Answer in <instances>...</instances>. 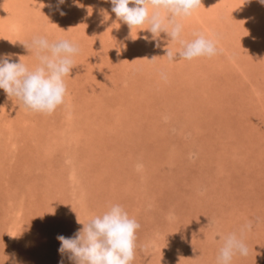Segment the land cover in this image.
I'll return each instance as SVG.
<instances>
[{
	"label": "rangeland",
	"instance_id": "rangeland-1",
	"mask_svg": "<svg viewBox=\"0 0 264 264\" xmlns=\"http://www.w3.org/2000/svg\"><path fill=\"white\" fill-rule=\"evenodd\" d=\"M216 2L208 1L197 16L178 18L179 40L162 32L152 44L143 39L150 33L147 24L127 29L118 40L111 26L103 29L93 23L82 0L69 4L70 14L60 20L54 17L60 32L68 35L66 40L80 49L64 78L73 99L69 106L65 99L66 105L41 114L20 111V102L9 97L18 106L9 110L11 118L5 115L9 126L7 122L1 126L11 134L5 131L0 136V147L8 142L13 154H0V264H12V251L18 264H74L67 253L58 252L57 236H74L83 223L111 204H120L140 225L132 264H216L223 237L240 235L249 221L253 226L242 238L252 255L244 259L264 264V4L260 0H225L222 6ZM142 32L147 33L142 42L149 43L155 58L157 49L164 56L166 46L177 54L175 62L167 64L172 71L168 79L165 67L164 76L153 77L148 84L139 71H126L123 66L117 44L134 42ZM194 33L214 37L217 54L180 59L181 41L190 42ZM27 46L20 62L33 70L39 61ZM174 72H180V78L195 77V86L180 90ZM110 73L119 76L106 84L103 80ZM131 75L134 84L127 81ZM91 92L93 100L83 98ZM24 111L32 122L27 128L22 127ZM67 113L74 123L71 136L58 143L48 140L47 131L56 133L59 126L68 134ZM35 123L51 127L38 134L32 132ZM48 142L54 143V153L45 149ZM71 171L90 187L91 197L77 200L80 194L70 183ZM110 190L115 197L108 196ZM38 216L41 221L35 219ZM16 219L19 231L8 240L3 230ZM181 249L187 255L180 254ZM163 257L167 258L162 263ZM242 257L235 255L234 263Z\"/></svg>",
	"mask_w": 264,
	"mask_h": 264
},
{
	"label": "clouds",
	"instance_id": "clouds-1",
	"mask_svg": "<svg viewBox=\"0 0 264 264\" xmlns=\"http://www.w3.org/2000/svg\"><path fill=\"white\" fill-rule=\"evenodd\" d=\"M65 0H57L61 5ZM111 11L127 26L140 28L147 24L151 37L148 42L156 41L161 32L171 40H179L182 25L178 18H187L202 6L201 0H110ZM78 3V0H74ZM264 4V0H260ZM132 5L131 7L129 5ZM51 7V5H45ZM151 9V13L149 12ZM64 15L63 11L60 12ZM194 39L182 43L178 53L180 59L211 58L217 54L215 38L202 33H194ZM159 47V42H156ZM35 53L39 63L33 69L11 59L12 54L0 55V89L8 97L16 98L27 111L51 114L64 103L67 87L64 81L73 68V57L79 54V47L68 40L49 42L44 37H34L27 46ZM177 54L166 51L169 63H174ZM78 222V220H77ZM79 223V222H78ZM81 224V223H80ZM82 229L72 237L57 236L60 243L58 252L68 254L74 264H132L136 251V232L139 223L130 218L120 204H111L100 215L93 216ZM249 221L240 230L223 237L216 264H231L235 255L247 256L248 248L243 241V232L251 230ZM12 264H18L12 254ZM7 258V257H6Z\"/></svg>",
	"mask_w": 264,
	"mask_h": 264
},
{
	"label": "bare ground",
	"instance_id": "bare-ground-1",
	"mask_svg": "<svg viewBox=\"0 0 264 264\" xmlns=\"http://www.w3.org/2000/svg\"><path fill=\"white\" fill-rule=\"evenodd\" d=\"M210 0H201L202 6L206 9L207 7V2ZM217 1V2H216ZM83 3H85V5H88V10L89 13L91 15L90 18L94 19V24L98 23V26H102V28H108L111 26V29L114 31L115 34L118 35V40L121 39L122 37H125V33L127 29H130L128 26L126 25H120V23L122 22L121 20H118L117 17L115 16V14L111 11L112 9V4L110 2V0H82ZM215 2L217 3V5H221L222 3H225V0H215ZM205 3V4H204ZM220 3V4H219ZM69 4H73L74 5V0H65V2L61 5H57V0H0V55L3 54H12L11 55V59L13 61L17 60H24L25 59V54L26 51H23V47L32 41V39L34 37H43L44 35H46V38H49V42H55L57 40H66V36L64 33L62 34L59 30V28L55 25L56 21L53 20L54 17H56V19H59V17L61 16L60 12L63 11L64 15L70 14L71 10ZM45 5H51V7L49 6H45ZM69 6V8H68ZM130 7L132 6L131 4L129 5ZM201 6V7H202ZM222 6V5H221ZM201 7L199 9H197L195 12L192 13L191 16H197L199 10H201ZM73 9V8H72ZM151 9H149V12L151 13ZM232 11H228L229 15H232L231 13ZM92 13V14H91ZM203 14L205 15H209L211 14V11L209 12V14L207 12H203ZM94 15H96L97 19L94 17ZM53 16V17H52ZM110 18V19H109ZM61 19V18H60ZM59 19V20H60ZM92 19V20H93ZM109 19V20H108ZM115 20V23L113 24ZM200 20V19H199ZM121 21V22H120ZM250 23V22H249ZM114 25V26H113ZM217 25V24H216ZM253 25V24H252ZM56 27V28H55ZM55 28V29H53ZM142 28V27H141ZM218 28V27H216ZM80 29V28H79ZM255 29V28H254ZM63 30V29H61ZM218 30V29H217ZM98 31V30H97ZM143 31V30H142ZM223 31V30H222ZM72 32V31H71ZM219 32V31H218ZM62 35H61V34ZM67 33V31H66ZM69 33V32H68ZM112 33V32H111ZM162 33V32H161ZM70 34V33H69ZM73 34V33H72ZM76 34V33H74ZM113 34V33H112ZM147 33H140V37L137 36V38L135 39L134 42L132 41H121L117 44V52L119 54L122 53V55H120L121 61L123 62V66L126 67V71H130L133 68L136 69V71L138 72L137 74H139L140 76L146 77V79H144V81H146L145 83H150L151 79L153 77H157V79H160V77L164 76L163 72L165 71L164 67H167V64L169 63L167 60V57H164L166 55V51L167 50H171V48L167 47L163 49V52H165L164 56L161 55V53L158 51V49L156 50L157 55L159 57H154L153 52L150 48L149 43L152 44V42L147 43H143L142 42V36L145 35ZM146 36V35H145ZM147 36H151V34H147ZM33 37V38H32ZM163 37V36H162ZM87 38V37H86ZM107 38V37H106ZM89 39V38H88ZM185 39V38H184ZM93 40V39H91ZM113 40V39H111ZM176 41V40H175ZM93 42V41H92ZM96 42V41H95ZM132 42V43H131ZM173 42V41H171ZM27 43V44H26ZM165 43L164 40L161 41V44ZM95 44V43H94ZM97 44V43H96ZM243 44V43H242ZM100 45V44H98ZM181 45V44H180ZM94 46V45H93ZM99 47V46H98ZM233 47V46H232ZM102 48V47H101ZM165 50V51H164ZM90 53V52H89ZM24 55V56H23ZM91 55V54H90ZM122 56V57H121ZM261 57L264 58V54H261ZM91 58V57H90ZM124 59V60H122ZM91 60V59H90ZM103 60V59H102ZM176 60V58H175ZM196 61V60H195ZM197 63V62H196ZM115 64V63H114ZM36 65V63H35ZM94 65V64H93ZM130 65V67H129ZM169 65V64H168ZM199 65V64H197ZM201 66V64H200ZM92 67V66H91ZM103 67V66H102ZM117 67V66H115ZM121 67V66H120ZM109 68H111L109 66ZM182 68V67H181ZM222 68V66H221ZM94 69V68H93ZM99 69V68H98ZM167 69V73L165 74L164 78H167V75L172 72L170 70L169 72V68ZM228 69V68H227ZM95 70V69H94ZM90 72V71H89ZM95 72V71H94ZM97 72V71H96ZM95 72V74H96ZM119 72V71H118ZM184 72V71H183ZM234 72V71H233ZM239 72V71H238ZM76 73V72H75ZM98 73V72H97ZM128 73V72H127ZM175 73V79L177 78L180 84L179 89L183 90L185 89V91L188 89L187 87L190 86H195L194 85V78L195 77H187L185 76L184 78H180L182 76V74L180 72H174ZM236 73V72H235ZM99 74V73H98ZM123 74V73H122ZM204 74V73H203ZM89 75V74H88ZM100 75V74H99ZM114 73H110L107 78L105 80H103L106 84L112 83L111 82V78H115ZM254 75V74H253ZM119 76V75H118ZM125 76V75H124ZM173 76V75H172ZM93 77V76H92ZM101 77V76H100ZM205 77V75H204ZM214 77V76H212ZM102 78V77H101ZM170 79H173V77H169ZM103 79V78H102ZM123 79V78H122ZM130 80L129 81L131 84H134V82H136L135 78H133V76L131 75L129 77ZM173 79V80H175ZM135 80V81H134ZM78 81V80H76ZM119 81V80H118ZM141 81V79H140ZM155 82V81H154ZM162 82V81H161ZM95 83V82H94ZM100 83V82H99ZM144 83V82H143ZM187 83V84H186ZM256 83V82H255ZM102 84V83H101ZM186 84V85H185ZM151 85V84H150ZM153 85V83H152ZM96 86V85H95ZM261 86V85H260ZM100 87L104 88L102 85H100ZM116 88V87H115ZM121 89V88H120ZM154 89V88H153ZM156 89V88H155ZM69 90H67V95L65 96L66 98V104H65V99H64V103L66 106H69L72 103V97L71 95H69ZM157 90V89H156ZM100 91V90H99ZM98 91V92H99ZM191 91V90H190ZM203 91V90H202ZM85 92V91H84ZM96 92V91H95ZM106 92V91H105ZM145 92V91H144ZM156 92V91H155ZM183 92V91H182ZM97 93V92H96ZM104 93V92H103ZM142 93V92H141ZM157 93V92H156ZM214 93V92H213ZM145 94V93H144ZM186 94V93H185ZM191 99H193L192 95H189ZM93 93H88L86 95H83L84 99L87 100H93ZM164 97V96H163ZM155 98V97H154ZM159 98V97H158ZM187 98V97H186ZM147 101V99H146ZM161 101V100H160ZM166 101V100H165ZM208 101V100H207ZM97 106L98 104L101 105L102 101H96ZM135 102V101H134ZM209 102V101H208ZM93 103V102H92ZM138 103V102H137ZM147 103V102H146ZM172 103V102H171ZM159 104V103H158ZM162 104V103H161ZM199 104V102L197 103ZM221 104V103H220ZM219 104V105H220ZM156 105V103H155ZM243 105V104H242ZM18 106V103L15 102L14 100H10L9 97L7 96V94L4 92L3 89H0V136L2 134H4V132L6 130H8V128L5 130L3 128H1V126H5V122H9L8 119L5 120V118H11L12 117V113L9 111L12 108H15ZM221 106V105H220ZM163 107V106H161ZM96 108V107H95ZM94 108V109H95ZM209 108V107H208ZM249 108V107H248ZM58 109V108H57ZM61 109V108H60ZM100 109V108H99ZM177 109V108H176ZM182 109V108H181ZM251 109V108H250ZM24 110V107L20 109V111ZM221 110V109H220ZM238 110V109H237ZM264 110V109H263ZM262 110V111H263ZM164 111V110H163ZM217 111V110H216ZM80 112V111H79ZM107 112V111H106ZM220 112V111H219ZM234 112V110H233ZM244 112V111H243ZM252 112V111H251ZM23 113V112H22ZM124 113V112H123ZM207 113V112H206ZM238 113V112H237ZM256 113V112H255ZM25 116L21 117L22 123L26 124L25 126L22 127H26L29 126L30 124H32L31 120H29L25 114V111L23 113ZM22 114V115H23ZM29 114V113H28ZM139 114V113H138ZM161 114V112H160ZM6 115V117H5ZM21 115V116H22ZM68 115V122L70 123V125L67 127L68 130V134L65 132V129L62 126H59V129L56 131L55 130H48L51 126L48 125V128L42 127V125H38V123L33 124L32 126V132H36L38 134L45 133L44 130H48L46 134V136L48 137V140L53 141L55 139V143H58L60 139H66L65 135H70L71 134V129L73 126V120L71 117V113H67ZM169 115V114H168ZM222 115V114H221ZM250 115V114H249ZM30 116V115H29ZM39 116V115H38ZM170 116V115H169ZM218 116V115H217ZM226 117V116H225ZM251 117V116H250ZM254 117V116H253ZM256 117V116H255ZM105 118V117H104ZM223 118V117H222ZM61 119V118H60ZM135 120V119H134ZM148 120V119H147ZM146 120V122H147ZM173 120V119H171ZM225 120V119H224ZM227 120V119H226ZM19 121V120H18ZM17 121V122H18ZM213 121V120H212ZM253 121V120H252ZM7 122V126H9ZM144 122V121H143ZM149 122V121H148ZM147 122V123H148ZM242 122V121H241ZM53 123V122H52ZM145 123V122H144ZM146 123V124H147ZM13 124V123H11ZM18 124V123H17ZM54 124V123H53ZM178 124V123H177ZM251 124V123H250ZM260 124V123H259ZM110 125V123H109ZM235 125V124H234ZM21 127V128H22ZM218 127V126H217ZM18 128V127H16ZM3 129V130H2ZM23 129V128H22ZM219 130V128H218ZM264 130V129H263ZM3 131V133H2ZM10 132V133H9ZM88 132V131H87ZM5 133L11 134V131L9 130L8 132L6 131ZM21 134V133H20ZM123 135V134H122ZM3 136V135H2ZM12 136V135H11ZM51 136V137H50ZM62 136V137H61ZM65 138H64V137ZM71 136V135H70ZM109 136V135H108ZM214 136V135H213ZM212 136V137H213ZM222 136V135H221ZM131 137V135H130ZM140 137V136H139ZM252 137V136H251ZM10 138V137H9ZM14 138V137H13ZM28 138V137H27ZM38 139L39 136L37 137ZM142 138V137H141ZM1 139V138H0ZM8 139V138H7ZM113 139V138H112ZM140 139V138H139ZM203 139V137H202ZM243 139V138H242ZM247 139V138H246ZM9 140V139H8ZM29 140V139H27ZM60 140V141H62ZM119 140V139H118ZM141 140V139H140ZM57 141V142H56ZM229 142V141H228ZM8 144V142H6ZM6 143L2 142V148L0 149V154H6L7 156L13 154V152L11 151L9 144L7 145ZM62 143V142H61ZM145 143V142H144ZM216 143V142H215ZM214 143V144H215ZM253 143V142H252ZM19 144V142H18ZM81 144V143H80ZM97 144V143H96ZM134 144V143H133ZM208 144V141H207ZM257 144V143H256ZM54 143L51 144V142H48L47 146H45V149L48 151H51V153H54V151H52V148H55ZM56 146V145H55ZM19 147V146H18ZM149 147V146H148ZM166 147V146H164ZM202 147V146H201ZM254 147V146H253ZM88 148V147H87ZM116 149V148H115ZM119 149V148H118ZM148 150V148H146ZM171 151V148H169ZM203 149V148H201ZM226 149V148H225ZM16 150V149H15ZM100 150V148H99ZM8 151V152H7ZM214 151V150H213ZM257 151V150H256ZM117 152V151H116ZM94 153V152H93ZM119 153V152H118ZM123 153V152H122ZM220 153V152H219ZM43 154V153H42ZM212 154V153H211ZM237 154V153H236ZM47 155V154H46ZM119 155V154H118ZM177 155V154H176ZM214 155V154H213ZM120 156V155H119ZM203 156V154H202ZM150 157V156H149ZM184 157V156H183ZM218 157V156H217ZM220 157V155H219ZM227 157V156H226ZM237 157V156H236ZM215 158V157H214ZM2 159V158H1ZM7 159L9 160V158L7 157ZM218 159V158H217ZM21 160V159H20ZM169 160V159H168ZM219 160V159H218ZM232 163V160H230ZM2 162V161H1ZM207 162V161H206ZM209 163V162H208ZM221 163V162H220ZM227 163V162H226ZM11 165V164H10ZM217 165V164H216ZM77 166V165H76ZM224 167V165H223ZM223 169V168H222ZM3 170V169H2ZM206 170V169H205ZM231 170V169H230ZM1 171V170H0ZM203 171V170H202ZM258 171V170H257ZM82 173V171H80ZM256 172V171H255ZM3 173V172H2ZM9 173V172H8ZM85 173V172H84ZM129 173V172H128ZM207 175V174H206ZM2 178L1 180L4 179V176L1 175ZM6 176V175H5ZM212 176V175H211ZM71 179L72 181L70 182L71 185H73L75 187V190L79 192L80 196H77V200L79 201L81 199V201L85 198L84 196L89 195V197H91V193L92 190L90 189L89 186H86V184L81 183L79 178L75 175V172L71 171ZM108 177V176H107ZM206 177V176H205ZM210 177V176H209ZM84 178V177H83ZM214 179V178H213ZM88 180V179H87ZM85 180V181H87ZM212 181V180H211ZM4 183V182H3ZM215 184V183H214ZM234 186V185H233ZM128 188L125 187V190ZM124 189V188H121ZM216 189V188H215ZM218 190V189H217ZM42 191V190H41ZM221 191V190H220ZM253 191V190H252ZM53 192V190H52ZM154 193V192H153ZM78 194V195H79ZM112 194V195H111ZM3 195V194H2ZM47 196V195H46ZM108 196L110 197H115L114 193L110 190ZM223 198V196H222ZM261 199V198H260ZM42 203V202H41ZM98 207V206H97ZM99 208V207H98ZM249 208V207H248ZM85 209V208H84ZM100 209V208H99ZM33 210V209H32ZM86 210V209H85ZM19 212V211H18ZM83 213V212H82ZM91 214V212L89 213V215ZM248 214V212H247ZM255 214V213H254ZM18 215V214H17ZM16 215V216H17ZM67 215V214H66ZM65 215V216H66ZM42 216V215H41ZM41 216H38L39 218H35L37 221L41 218ZM68 216V215H67ZM20 217V216H19ZM50 217V216H49ZM23 218V217H22ZM65 219V217H64ZM33 221L34 223L36 222ZM4 221H6L7 224V220L5 219ZM41 221V219H40ZM43 221V220H42ZM193 221V220H192ZM18 221L16 220H12L10 225L8 226V229L6 230V228L3 230L5 232V238L6 239H12V234H17L19 229H18ZM181 225V224H180ZM26 226V225H25ZM253 226V225H252ZM27 227V226H26ZM144 228V227H143ZM198 229V228H197ZM28 230V229H27ZM2 232V230H1ZM21 232V231H20ZM145 233V232H144ZM16 239V238H15ZM258 247V246H257ZM260 247V246H259ZM259 249V248H258ZM191 250V249H190ZM181 252L186 253V251H180ZM14 252L12 251L11 254H13ZM173 252H169V254H172ZM250 252H248L249 254ZM252 255V253H250ZM168 255V253L166 254ZM187 255V253H186ZM203 256V255H202ZM235 257V256H234ZM233 257L231 264H250L248 263L251 258L248 257L246 259H244V256L242 257V260H239L237 262L234 263L235 258ZM262 257H264V254H262ZM167 257H163V259L161 260V262L163 263L165 261ZM205 260V259H204ZM209 260V259H208ZM141 262V261H140ZM166 264V263H165ZM257 264V263H255ZM259 264V263H258Z\"/></svg>",
	"mask_w": 264,
	"mask_h": 264
}]
</instances>
